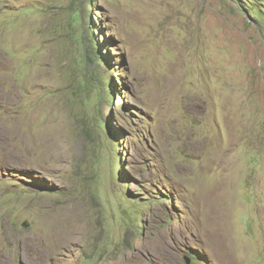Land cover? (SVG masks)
I'll list each match as a JSON object with an SVG mask.
<instances>
[{
  "label": "rangeland",
  "instance_id": "374dc122",
  "mask_svg": "<svg viewBox=\"0 0 264 264\" xmlns=\"http://www.w3.org/2000/svg\"><path fill=\"white\" fill-rule=\"evenodd\" d=\"M146 261L264 264V0H0V264Z\"/></svg>",
  "mask_w": 264,
  "mask_h": 264
},
{
  "label": "bare ground",
  "instance_id": "6f19581e",
  "mask_svg": "<svg viewBox=\"0 0 264 264\" xmlns=\"http://www.w3.org/2000/svg\"><path fill=\"white\" fill-rule=\"evenodd\" d=\"M152 262V261H151ZM156 263V262H155ZM142 264H149V262L148 261H146V262H143ZM151 264V263H150Z\"/></svg>",
  "mask_w": 264,
  "mask_h": 264
},
{
  "label": "trees",
  "instance_id": "16d2710c",
  "mask_svg": "<svg viewBox=\"0 0 264 264\" xmlns=\"http://www.w3.org/2000/svg\"><path fill=\"white\" fill-rule=\"evenodd\" d=\"M109 87H110V85H109ZM110 92L112 93V91L110 90ZM112 95H113V93H112ZM140 234H142V231H141V233Z\"/></svg>",
  "mask_w": 264,
  "mask_h": 264
},
{
  "label": "water",
  "instance_id": "95a60500",
  "mask_svg": "<svg viewBox=\"0 0 264 264\" xmlns=\"http://www.w3.org/2000/svg\"><path fill=\"white\" fill-rule=\"evenodd\" d=\"M25 226H27V224L25 223ZM188 263H190V260H188Z\"/></svg>",
  "mask_w": 264,
  "mask_h": 264
}]
</instances>
